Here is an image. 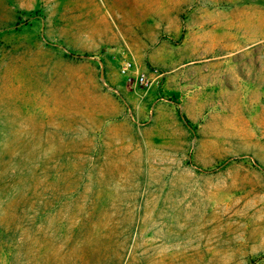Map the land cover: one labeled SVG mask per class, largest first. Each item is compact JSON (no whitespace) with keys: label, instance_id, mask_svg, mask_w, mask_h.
I'll list each match as a JSON object with an SVG mask.
<instances>
[{"label":"rangeland","instance_id":"374dc122","mask_svg":"<svg viewBox=\"0 0 264 264\" xmlns=\"http://www.w3.org/2000/svg\"><path fill=\"white\" fill-rule=\"evenodd\" d=\"M0 264H264V0H0Z\"/></svg>","mask_w":264,"mask_h":264},{"label":"built area","instance_id":"2783aa9c","mask_svg":"<svg viewBox=\"0 0 264 264\" xmlns=\"http://www.w3.org/2000/svg\"><path fill=\"white\" fill-rule=\"evenodd\" d=\"M141 81L142 83L146 82V78L145 77L141 78Z\"/></svg>","mask_w":264,"mask_h":264}]
</instances>
